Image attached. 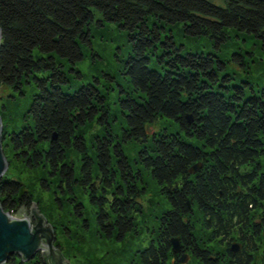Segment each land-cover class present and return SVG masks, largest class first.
<instances>
[{
    "label": "trees",
    "instance_id": "trees-1",
    "mask_svg": "<svg viewBox=\"0 0 264 264\" xmlns=\"http://www.w3.org/2000/svg\"><path fill=\"white\" fill-rule=\"evenodd\" d=\"M222 2L0 0V87L8 90L0 103L3 152L10 147L13 158L39 172L41 190L51 192L49 207L35 201L62 256L83 252L89 234L110 241L140 234L139 200L154 185L167 207L155 216L135 264H261L264 87L255 89L228 69L231 61L249 73L254 52L245 55L240 46L226 60L217 52L230 31L264 52V0ZM94 20L114 22L130 46L120 70L125 83L104 73L118 85L113 112L97 78L72 91L62 87L69 82L65 68L81 75L66 64L83 57L81 43L90 44ZM176 30L217 51L178 45ZM159 117L178 131L149 136L147 126ZM123 143L140 145L129 157ZM71 153L80 157L79 173ZM33 200L27 183L4 173L5 211L29 208ZM173 236L189 254L186 263L171 248ZM233 241L241 243L238 251L230 250ZM3 264L46 263L38 251L27 260L11 254Z\"/></svg>",
    "mask_w": 264,
    "mask_h": 264
},
{
    "label": "rangeland",
    "instance_id": "rangeland-1",
    "mask_svg": "<svg viewBox=\"0 0 264 264\" xmlns=\"http://www.w3.org/2000/svg\"><path fill=\"white\" fill-rule=\"evenodd\" d=\"M211 1L218 4H223L222 0ZM95 13L96 18L101 19V14H99L98 11H96ZM90 31V44L81 43L83 57L78 60L75 65L66 64L67 67L71 66L76 68L81 72V75H78L73 70L65 68L66 73L69 77V82L62 84V87L66 91H72L83 83L90 81L95 82V78H97V84L103 89L104 92H106L107 102L111 108V111L113 112L118 107L117 100L119 95L118 85L115 79L120 83H125L123 78L124 75L121 74L120 70L122 68L123 61L125 58H127L128 52L130 50L129 42L124 33H122V30L114 22L103 21L101 24H99L97 20H94V22L90 26ZM229 34L231 35L230 39H228L227 44L222 46L221 51L217 52L218 55L226 60L228 57H230L232 51L240 49V46H242L241 50L243 51V53H245V55H248L246 52L247 50L254 52L255 56L257 57V64L255 66H252L249 73V68H246V71H243V68L236 65L234 62H226L228 65V69L235 71L237 78H244L246 81H249L255 89L264 87V52L260 49L258 50L255 47L253 39L248 38L247 42H245L239 39L232 31H230ZM174 35L176 43L178 45L184 44L185 48L187 49L197 51H217L216 48L209 44V42H207L204 38H188L183 36L181 32L177 30L174 32ZM252 64L253 62L250 65ZM104 73L112 75L115 79H111L105 76ZM104 85H107V87H105ZM110 85H113V88H110ZM30 92L31 91L27 90V100L30 98ZM7 93V89H5L4 87H0V103L6 100ZM20 101L21 99H19V103ZM17 123H19V121ZM147 127L149 136H151V133L153 131L163 132L164 129H166L168 132L178 131V125L167 117H159L157 121H155L151 125H148ZM114 131L120 135V126L116 125L114 127ZM139 145L140 144L137 143H131L127 145L123 143L125 154L129 157H132L136 147H138ZM5 148L6 153L4 155L6 159L10 160L7 161L8 165L5 171V175L17 177L19 178V180L23 181L24 184L27 183L29 189L34 194L33 201L36 202V196L37 198L41 199L40 202L43 205L49 207L51 202V192H49L48 190H46V192L41 190L40 184L37 180L39 172H36L35 169L26 168L21 163V161L13 158L10 147L6 146ZM69 158L73 159L75 163V170L77 173H79L81 163L79 155H77L76 153H71ZM261 161L264 162V159H262ZM150 180L151 179H148L149 185ZM151 189L152 190L147 191L148 193H146V196L140 198L139 200L143 208V215L138 217V221L141 224L140 234L128 236L129 238L125 241H110L101 238L98 239L97 237H94L92 235L90 236L89 234L88 236L91 240L90 242L85 243V245L83 244V252H78L73 249L71 251H75L74 254L71 252L72 255H68L66 250H64L65 255H63V257L68 260L69 264H135L133 261L136 258L138 250L144 248L148 244V236L151 232H153L155 216L158 217L162 208L167 207L164 205V196H162L161 193H158V189H156L154 185H151ZM82 199L85 201V196H83ZM11 214L13 216H16V213ZM92 223H94L93 219ZM145 228H147L149 232H147ZM58 238L62 240L61 237ZM66 246L69 245L64 244L65 248H67ZM258 258V261L261 264H264V245H261L260 247ZM188 259L189 254L187 261ZM64 264L66 263L64 262Z\"/></svg>",
    "mask_w": 264,
    "mask_h": 264
},
{
    "label": "water",
    "instance_id": "water-1",
    "mask_svg": "<svg viewBox=\"0 0 264 264\" xmlns=\"http://www.w3.org/2000/svg\"><path fill=\"white\" fill-rule=\"evenodd\" d=\"M1 39V30H0ZM188 120L191 117L188 116ZM2 120L0 117V179L4 175L8 162L2 149ZM201 163L197 162L188 168L189 173H195ZM24 192L21 183L19 195ZM54 232L45 216L37 208L36 202L29 206L28 211L18 210L16 216L5 211L0 204V264H3L11 254L19 255L21 259H31L38 251L41 252L46 264H69L61 252L53 246ZM171 248L177 253L181 250L179 236L170 238ZM232 252L241 248V243L233 241L229 246ZM188 253L181 252L179 261L186 263Z\"/></svg>",
    "mask_w": 264,
    "mask_h": 264
},
{
    "label": "flooded vegetation",
    "instance_id": "flooded-vegetation-1",
    "mask_svg": "<svg viewBox=\"0 0 264 264\" xmlns=\"http://www.w3.org/2000/svg\"><path fill=\"white\" fill-rule=\"evenodd\" d=\"M20 210H22V211H28V208L22 206V207L20 208ZM181 252H184V251H183V250H180L179 252H177V254H180Z\"/></svg>",
    "mask_w": 264,
    "mask_h": 264
}]
</instances>
